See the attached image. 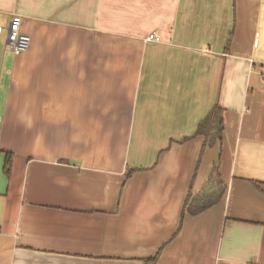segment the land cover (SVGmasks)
Returning <instances> with one entry per match:
<instances>
[{
  "label": "crops",
  "instance_id": "obj_1",
  "mask_svg": "<svg viewBox=\"0 0 264 264\" xmlns=\"http://www.w3.org/2000/svg\"><path fill=\"white\" fill-rule=\"evenodd\" d=\"M14 15L0 264H264V0H0ZM215 104L221 138L195 134Z\"/></svg>",
  "mask_w": 264,
  "mask_h": 264
},
{
  "label": "trees",
  "instance_id": "obj_2",
  "mask_svg": "<svg viewBox=\"0 0 264 264\" xmlns=\"http://www.w3.org/2000/svg\"><path fill=\"white\" fill-rule=\"evenodd\" d=\"M224 129V122L222 117V108L219 105H214L207 114L199 121L195 134L204 133L205 136L217 135L221 138V133ZM212 140H210L211 142ZM12 165V153L5 151L3 171L6 175H9ZM206 181L205 187L201 190L197 197H194L187 204V210L191 213H195L209 207L219 198L217 190L214 191V187L220 188L223 191L224 185L219 178L218 170L215 168ZM129 173V172H128ZM186 205V204H185ZM156 255L145 259L146 264H154Z\"/></svg>",
  "mask_w": 264,
  "mask_h": 264
},
{
  "label": "built area",
  "instance_id": "obj_3",
  "mask_svg": "<svg viewBox=\"0 0 264 264\" xmlns=\"http://www.w3.org/2000/svg\"><path fill=\"white\" fill-rule=\"evenodd\" d=\"M21 17L18 15H14L11 17L8 22L6 29V45L8 50L17 53L28 48L30 43V36L28 33L23 32L20 29ZM4 27L0 26V33ZM155 38L154 34H149L146 39Z\"/></svg>",
  "mask_w": 264,
  "mask_h": 264
},
{
  "label": "rangeland",
  "instance_id": "obj_4",
  "mask_svg": "<svg viewBox=\"0 0 264 264\" xmlns=\"http://www.w3.org/2000/svg\"><path fill=\"white\" fill-rule=\"evenodd\" d=\"M7 26V24H4L3 25V27H4V29L2 30V32L0 33V50H1V48L3 47V45H4V43L6 44V29H5V27ZM7 45V44H6ZM8 46V45H7ZM6 46V48H8ZM227 144V147H226V149L228 148V146H229V144H228V142L226 143Z\"/></svg>",
  "mask_w": 264,
  "mask_h": 264
}]
</instances>
